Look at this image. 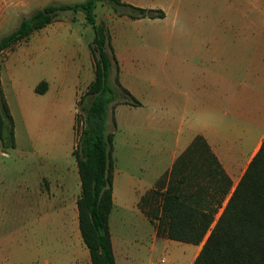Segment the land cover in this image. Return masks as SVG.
Returning a JSON list of instances; mask_svg holds the SVG:
<instances>
[{
  "label": "rangeland",
  "instance_id": "obj_1",
  "mask_svg": "<svg viewBox=\"0 0 264 264\" xmlns=\"http://www.w3.org/2000/svg\"><path fill=\"white\" fill-rule=\"evenodd\" d=\"M84 1L11 0V9H8L7 16L11 15L12 19L6 28L3 27L4 23L0 25V39L14 31L24 18L38 9L47 5L75 4ZM130 2L131 5L141 8L162 9L166 13V18L133 20L128 16L119 17L106 0L100 2L95 11L98 23L105 21L109 26L113 48L115 46L120 57L127 61L125 78L136 93V99L141 103L140 106L133 107L119 106L116 118L120 122V127L115 129L110 121V129L115 132L113 153L115 164L122 151L125 152L123 154L125 159L128 157L137 159L136 155H140L133 145L135 138L132 135L134 130L132 126L135 123L136 138H139L137 132H140L144 136V141L147 140L145 136L150 135L151 138L155 136L160 141L163 139L168 145L170 139L171 141L173 139L174 143L179 133L182 135L187 133L184 130V98L196 91V85L192 87L187 81L201 74L204 55L202 47L205 44L222 45L220 59L227 62L236 60L238 67L241 68L245 63L251 64V61L254 66L258 64L261 52L233 50V46L245 49V46L264 44V0H130ZM93 39V29L86 25L82 13L63 12L56 22L1 54L2 89L16 115L20 147L5 153L0 146V264H45L50 260L51 253L57 251L62 256L54 262L51 261V264H83L86 260L82 254L72 255V250L76 247H71L67 239L68 234L74 233V228L68 233L67 226L61 224L62 218L61 221L51 219L52 211L29 210L28 205L20 204L16 200L23 195L21 190L25 186L33 185L34 175L37 173V164L34 162L39 163L38 158H41L40 155L32 157V154H29L31 153L29 124L36 130L35 134H41L44 130V123L36 113L38 103L33 96V98L29 96V91L41 82H47V79L56 80L51 76L53 52L59 55L58 58L55 57V62L60 64L62 77L57 83L67 85L74 81L73 72L77 70L82 76L78 81L75 80V85L84 84L85 73L91 71V62L93 64L89 50V44ZM91 74L93 76L94 68ZM114 77L113 70L111 83ZM17 94L23 96L25 104L18 103ZM154 97L157 103L162 106L169 105L173 109L171 137L170 132H165L168 129L165 116L151 115L148 109L140 108L143 104L150 105L148 101ZM29 110L34 117L25 121L23 116ZM63 128L64 122L62 130ZM74 141L75 133L70 124L68 136L62 131L60 144L47 155L55 157L59 167L65 166L63 173H68L69 168L71 171L76 169L79 176L76 160L71 152ZM37 150L43 152L41 147H37ZM158 150L160 151L159 147ZM140 165L143 171H139L138 178L142 179L155 163ZM136 170L138 171V168ZM170 171L171 169H168L164 172L150 191L156 189L157 183ZM123 180H127L126 175H123ZM134 183L131 184V189L138 191L142 184L138 181ZM28 190V196H31L34 190L32 187ZM76 193L77 190L70 189V194L60 197L70 198L71 204L74 202L71 198ZM61 198L59 201L63 203ZM138 207L144 214L140 202ZM145 207L147 210L152 208L150 202ZM121 213L118 212L115 216ZM128 214L131 216L130 219L127 218L126 222L124 219L125 223L119 225V229L125 230L128 237L137 235L143 239L147 238L145 241L147 244L150 235L157 230L156 223L152 225L146 223L136 212L130 211ZM68 215L71 220V209ZM120 219L121 217L119 218L121 222ZM70 238L74 241L73 236ZM73 245L75 246V243ZM84 246L89 254L88 248L85 244ZM154 263L173 262L168 254L161 253L156 255Z\"/></svg>",
  "mask_w": 264,
  "mask_h": 264
},
{
  "label": "trees",
  "instance_id": "obj_2",
  "mask_svg": "<svg viewBox=\"0 0 264 264\" xmlns=\"http://www.w3.org/2000/svg\"><path fill=\"white\" fill-rule=\"evenodd\" d=\"M106 1L119 17L140 20L166 16L161 9L141 8L121 0ZM100 2L104 0L38 9L0 39V57L4 51L56 22L63 12L82 13L86 25L93 29L89 50L94 80L77 103L74 124L77 138L72 155L81 181V196L77 201L79 228L92 264H116L109 226L115 174V132L110 129V121L116 129L117 107L141 103L120 82V63L109 26L105 21H97L95 11ZM113 70L115 77L111 83ZM1 83L0 70V146L7 153L16 149V131ZM47 89L48 83L43 81L35 92L44 94ZM157 184L156 189L141 198L140 207L156 223L158 235L203 245L193 264H264V144L233 191L231 179L200 135ZM149 202L152 208L147 210L145 206Z\"/></svg>",
  "mask_w": 264,
  "mask_h": 264
},
{
  "label": "crops",
  "instance_id": "obj_3",
  "mask_svg": "<svg viewBox=\"0 0 264 264\" xmlns=\"http://www.w3.org/2000/svg\"><path fill=\"white\" fill-rule=\"evenodd\" d=\"M10 1L0 0V21H2L0 25L4 23L3 27H7V23L9 24L12 19L11 15L7 16V13H9L8 9H11ZM121 1L127 4L131 3L130 0ZM233 47V50L259 51L261 52V60L255 66L251 61V64L245 63L244 67L241 68L238 67L236 60L227 62L220 59L219 52L223 50L222 45L205 44L202 47L204 55L201 64V74L187 81L192 87L196 85L195 93H191L184 98V130L187 133L183 135L179 133L174 139V143L173 139L172 141L170 139L169 144L166 145L163 139L160 141L155 136L151 138L150 135L145 136L147 140L144 141V136L140 132H137L139 138H136L137 124L135 123L132 126L134 128L132 135L135 138L133 145L136 146L140 155H136L137 159H129V157L125 159L123 157L125 152L122 151V155L119 157L122 160H116L115 164L113 183L114 207L109 222L116 264H155L154 258L161 253L168 254L172 258V264H184L186 262L187 264H193L196 260L202 249V244L191 245L174 241L168 237L158 235L157 230L153 231L149 237L150 241L146 244L147 238L143 239L137 235L128 237L129 235H126L125 230L119 229V225L125 223L127 218L131 217L128 214L130 211L138 213L146 223L152 225V222L138 207L140 199L154 188L157 180L164 172L172 169L176 159L187 149L196 136L204 137L211 147L233 183L232 191L244 176L261 145L264 144V44L245 46V49H237L236 45ZM114 48L120 63V82L137 98L136 93L128 85V80L125 78V72L128 69L126 66L127 61L120 57L121 55L115 46ZM51 55L53 70L51 76L56 80L49 81L47 79L48 89L44 94L36 93L35 87L32 89L33 92L32 90L29 91V96L31 98L34 97L35 102L39 106L36 111L37 117L44 123V130L41 134H35L36 130H33L32 125L29 124L28 135L31 148V153L29 154H32V157L40 155L41 158H38L40 160L39 163L34 162L37 164V173L34 175L33 185L25 186L21 190L23 195L16 202L28 205L29 210L52 211L53 217L51 219L54 218L61 221L62 218L61 224L67 226L68 233H71L72 228L75 229L72 235L68 234L69 237L67 239L71 247H76L75 250H72V255L78 256L82 254L86 257L83 264H92L90 252L89 254L86 252L79 228L77 201L81 196L80 176H77L76 169L71 171L69 168L68 173H63L65 166L64 168L62 166L59 167L56 158L47 154L60 144L62 131L68 136L70 124L75 133V141L71 151L73 153L77 138L74 130L77 103L94 80V74L93 76L91 74L93 64L91 62V71L85 73L86 81L84 84L75 85V80L78 81L82 76V73L77 70L73 72L72 79L74 81H70L67 85L65 83L59 84L57 82L62 78L60 64L55 62V57L58 58L59 55H56V52ZM63 78L65 77L63 76ZM17 97L18 103L21 105L25 104L21 94H17ZM6 98L15 120L17 145L15 150H17L20 147L18 123L8 97ZM148 102L150 105L143 104L140 108L148 109L151 115L165 116V122L167 121L166 128H168L165 132H170L171 137L173 109L169 105L165 104L162 106L157 103L155 97ZM117 109L116 112L118 111ZM27 112L23 116L25 121H29L30 118L34 117L30 110ZM62 122H64L63 130ZM118 122L117 120V127H120V122ZM141 124L144 126L143 122ZM167 146L169 147L167 148ZM37 147H41L43 152H39ZM158 153L160 154L158 155ZM151 162L155 163V166L142 179H139V171L142 170L140 164ZM137 168L138 171L136 170ZM123 175L127 176V180H123ZM129 180L131 182H127ZM137 181L142 184L138 191L131 189V184L133 185ZM30 187L34 191L31 196H28ZM70 189L78 192L71 198L74 201L71 204L69 203L70 198L62 199L60 197L70 194ZM59 197L64 201L63 203H60ZM69 209H71V220L68 217ZM222 211L223 209L220 210L217 218ZM118 212L123 214L121 213V215L116 217L115 215ZM120 217L121 222L119 221ZM129 222L131 223V221ZM70 236L74 237V241ZM73 243H75V246ZM59 253L58 251L51 253L50 260L46 261L45 264H51V261L54 262L59 259L58 257L62 256Z\"/></svg>",
  "mask_w": 264,
  "mask_h": 264
}]
</instances>
